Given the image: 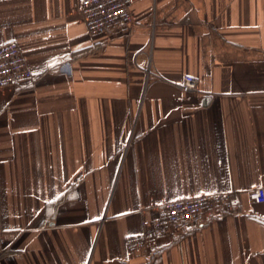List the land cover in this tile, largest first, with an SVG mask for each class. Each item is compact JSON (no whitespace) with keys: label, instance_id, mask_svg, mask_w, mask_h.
<instances>
[{"label":"crops","instance_id":"0c3cea01","mask_svg":"<svg viewBox=\"0 0 264 264\" xmlns=\"http://www.w3.org/2000/svg\"><path fill=\"white\" fill-rule=\"evenodd\" d=\"M80 5L0 0L34 73L0 86V264H264V0H133L98 34ZM214 191L232 212L128 254L159 203Z\"/></svg>","mask_w":264,"mask_h":264},{"label":"built area","instance_id":"2783aa9c","mask_svg":"<svg viewBox=\"0 0 264 264\" xmlns=\"http://www.w3.org/2000/svg\"><path fill=\"white\" fill-rule=\"evenodd\" d=\"M133 0H81L80 10L91 34L112 31L132 23ZM34 73L26 58L23 47L17 41L0 45V86L31 79ZM198 77L186 74L181 88L185 92L196 89ZM249 196L256 202H264V186L253 188ZM229 213L235 208L233 192L214 191L169 199L157 205L158 216L153 222L144 220V229L126 239L129 255L143 250L151 241L168 234H185L194 226L204 223L208 214L220 208ZM7 248L0 237V258Z\"/></svg>","mask_w":264,"mask_h":264}]
</instances>
